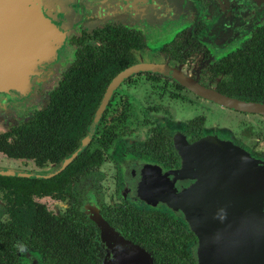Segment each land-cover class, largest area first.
Listing matches in <instances>:
<instances>
[{
    "label": "flooded vegetation",
    "instance_id": "flooded-vegetation-1",
    "mask_svg": "<svg viewBox=\"0 0 264 264\" xmlns=\"http://www.w3.org/2000/svg\"><path fill=\"white\" fill-rule=\"evenodd\" d=\"M57 1L43 75L0 88V264H197L194 232L131 174L178 171L206 138L264 165V115L191 89L264 104V11L234 0L216 27L212 0Z\"/></svg>",
    "mask_w": 264,
    "mask_h": 264
},
{
    "label": "water",
    "instance_id": "water-1",
    "mask_svg": "<svg viewBox=\"0 0 264 264\" xmlns=\"http://www.w3.org/2000/svg\"><path fill=\"white\" fill-rule=\"evenodd\" d=\"M212 1L223 18L236 3ZM254 1L259 6L246 14L247 21L264 7V0ZM58 5L57 0L0 5V88L13 93L42 75L64 36L52 21ZM191 87L221 105L264 115V104ZM180 156V170L157 175L145 189L160 195L194 232L197 264H264V165L210 138L180 146Z\"/></svg>",
    "mask_w": 264,
    "mask_h": 264
},
{
    "label": "rangeland",
    "instance_id": "rangeland-1",
    "mask_svg": "<svg viewBox=\"0 0 264 264\" xmlns=\"http://www.w3.org/2000/svg\"><path fill=\"white\" fill-rule=\"evenodd\" d=\"M239 1H243V0H239ZM244 1L250 2V4H251V6H252L253 9L256 8L257 6H259V4L257 2H255L254 0H244ZM60 6L62 7V1L60 3ZM263 11H264V7H263L262 11H260L259 13H257V16L255 18L253 16L252 20L255 21L258 17H260L261 14L263 13ZM224 16H225V18H223V16L222 17L219 16V19H217V22H216V27L220 23H223L224 22V20L226 19V16L227 15H224ZM221 27L222 26L220 25V28ZM218 35H219V37L221 36L220 34H218ZM52 57L50 58V60L52 59ZM49 61L45 63L44 71H45V68H46L47 64L49 63ZM43 73H42V75H43ZM40 77H38L37 79L31 80L30 83H29V85L25 86L20 91H22V90L26 89L27 87H29L35 80H38ZM4 92H8V91H5L4 90ZM184 146H186V145H183V144L181 145V149L182 150L184 149ZM179 152H180V149H179ZM139 166H140V169L142 168V170H140V169L139 170H136L134 172V174H131V183L132 182L135 183L132 187L136 188V190H137L136 192L138 193V195L141 198L146 199V200H149V201H160V202H162L160 200V195L153 194L149 190L145 189V187L147 186L148 183L149 184L153 183V181L156 179L157 175H159V172L158 171H154L153 169L149 171V169H145L146 167H142L143 165H139Z\"/></svg>",
    "mask_w": 264,
    "mask_h": 264
},
{
    "label": "trees",
    "instance_id": "trees-1",
    "mask_svg": "<svg viewBox=\"0 0 264 264\" xmlns=\"http://www.w3.org/2000/svg\"><path fill=\"white\" fill-rule=\"evenodd\" d=\"M260 34L262 36V41L264 42V29L262 31H260ZM246 82H248V78L246 76H244V75L243 76L242 75H238V77L235 78V81H233V86L235 84H239L241 86V84L246 83ZM247 85H252V83L251 82H248L246 84V86ZM189 234H190V236L192 238H194V236H192L191 233H189Z\"/></svg>",
    "mask_w": 264,
    "mask_h": 264
},
{
    "label": "clouds",
    "instance_id": "clouds-1",
    "mask_svg": "<svg viewBox=\"0 0 264 264\" xmlns=\"http://www.w3.org/2000/svg\"><path fill=\"white\" fill-rule=\"evenodd\" d=\"M15 247L21 253L25 251V245L22 242H17Z\"/></svg>",
    "mask_w": 264,
    "mask_h": 264
}]
</instances>
